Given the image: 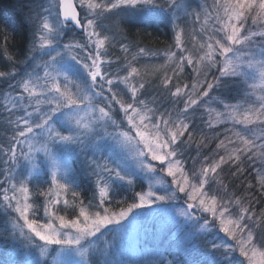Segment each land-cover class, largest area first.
Segmentation results:
<instances>
[{"label":"snow or ice","instance_id":"1","mask_svg":"<svg viewBox=\"0 0 264 264\" xmlns=\"http://www.w3.org/2000/svg\"><path fill=\"white\" fill-rule=\"evenodd\" d=\"M136 16L169 21L172 46L124 43ZM28 19L32 70L0 71V212L28 264H264V0H48ZM157 215L175 251L126 258L125 230Z\"/></svg>","mask_w":264,"mask_h":264},{"label":"trees","instance_id":"2","mask_svg":"<svg viewBox=\"0 0 264 264\" xmlns=\"http://www.w3.org/2000/svg\"><path fill=\"white\" fill-rule=\"evenodd\" d=\"M190 0H185V2ZM207 4H211L213 0H205ZM48 0H0V71H10L13 69V61L8 60V56L12 55L15 62V71L18 73H24L25 71H31L32 67L29 66L27 57L29 56V49L32 46L33 30L31 23L29 22V14L35 16L38 12L46 7ZM185 26V25H184ZM123 28L124 43L131 45H138L145 47L146 49L153 50H165L173 44L174 29L170 22L167 20L161 21L155 17L147 19L144 17L136 16L129 19L127 22L121 25ZM4 34H7V50L5 51ZM71 39V36L65 37V42ZM79 39V37H77ZM136 50L135 47L132 48ZM174 50V49H173ZM119 54V53H117ZM160 64L164 63L163 59L156 61H144L140 64ZM34 66V65H33ZM140 66V65H138ZM159 73H157V76ZM147 79L155 80L156 76H148ZM7 87L3 80H0V90ZM225 96L228 97L229 102L236 103L242 97L237 96V92L234 89H229ZM235 98V99H233ZM216 107V105H212ZM71 161L69 162L70 168L77 176V182L81 183V191L88 187V175L87 169L83 164V157H77L74 154H70ZM44 164H42L41 171L43 172ZM254 173L248 176V179L255 183ZM35 179V178H34ZM229 178L226 177V182ZM236 185H240V181H234ZM231 186V185H230ZM33 187L32 184L29 185ZM46 187V185H42ZM146 187V186H145ZM137 188H140L138 182ZM121 195L117 196V199H121L125 196L130 198V193L123 189H118ZM91 192H88L86 199H90ZM42 199V198H41ZM129 202L131 200L129 199ZM258 208L260 205L257 206ZM71 209L68 210V216L71 217ZM61 214H65L61 212ZM143 224V223H142ZM155 223H149L147 232L140 235L135 243H130L123 239L120 251H123L126 258L139 259L140 249L148 245L155 244L161 247V250L175 251V245L180 242V228L176 224L170 223L166 230H164L160 236L155 233ZM172 224V225H171ZM175 227L179 229L175 232ZM11 229V224L8 222L2 212H0V264H28L31 259L30 250L22 245L18 240L14 241L4 229ZM155 234V235H154ZM111 236H109V239ZM203 243V241L201 242ZM103 248V244L98 245ZM116 252L115 249H113ZM219 257V253H217ZM116 258L119 257V252L116 253ZM171 259V257H168ZM102 259V258H101Z\"/></svg>","mask_w":264,"mask_h":264},{"label":"rangeland","instance_id":"3","mask_svg":"<svg viewBox=\"0 0 264 264\" xmlns=\"http://www.w3.org/2000/svg\"><path fill=\"white\" fill-rule=\"evenodd\" d=\"M190 1H191L190 3H188V1L185 2L188 5V12L189 13L200 12L201 11V6L206 4V1L205 0H190ZM180 18L181 19L178 20L177 23H181V21L184 20V14L183 13H180ZM167 22H169V21H167ZM186 23L188 24L189 27H193V26L194 27H197V28L199 27V25H193L192 24V16L191 15H189L187 17ZM184 25H185V23H181V27H184ZM40 155L42 156V154H40ZM70 161H71V157H70V154H69L68 155V164H69ZM41 168H42V164H41ZM158 211L159 212H165V211H168V210H166V209H160ZM149 223H155L154 224V225H156V227H155V233L158 236H160L161 233L164 230H166V228L168 227V225L170 223H172L173 225L175 224L173 222L167 221L166 218L160 217L158 215L157 216H146L143 219L139 220L138 222L134 223L133 225L129 226L125 230L124 239L127 240L130 243H135L140 235H143V233H146L147 232V228H148V224ZM178 230L179 229H177L175 227V232H173L172 235H174L175 233H177ZM71 259L78 260L79 258L78 257H72ZM50 260H51V257L49 258V264H50Z\"/></svg>","mask_w":264,"mask_h":264}]
</instances>
